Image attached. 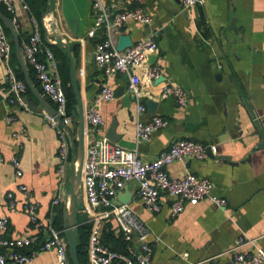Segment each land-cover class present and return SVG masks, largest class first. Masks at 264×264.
Segmentation results:
<instances>
[{"label": "crops", "instance_id": "obj_1", "mask_svg": "<svg viewBox=\"0 0 264 264\" xmlns=\"http://www.w3.org/2000/svg\"><path fill=\"white\" fill-rule=\"evenodd\" d=\"M105 2H116L122 9L143 7L153 17L151 24L131 20L115 31L118 41L121 35H127L132 43L151 33L157 35L159 51L151 54L156 60L152 63L149 59V64L159 66L163 78L148 79L143 68L136 70L142 77L140 102L147 106L144 112L138 111V101L129 91L124 74L106 77L95 61L96 42L87 37L96 18L92 0H53L52 12L43 19L50 7L48 0V8L39 21L25 0H15V14L0 2V12L13 25L17 17L14 28L21 47L33 33L34 20L40 25L45 45L46 36L50 40L62 37L73 56L85 108L106 83L115 91L124 87L123 93L99 104L104 118L102 133L107 136L114 126L118 141L113 142L117 145L137 150L145 161L154 160L180 138L208 145V158L176 161L167 165L166 171L179 178L189 168L211 179L213 193L228 200L226 210L203 200L187 203L184 211L172 218L169 199H163L158 213L148 209L137 196V181H129L122 191L132 195L130 207L150 228L157 264H233L229 250L240 237L248 242L242 250L264 248V0H206L204 5L191 9H185L182 0ZM7 28V35L14 40ZM13 52L12 65L28 85L26 97L33 112L0 103V217L9 218L8 229L2 233L7 237L33 231L23 208L26 195L18 190L20 183L27 185L32 200L39 203L41 217L52 215L55 221L62 211L64 218L75 159L73 156L66 179L61 182L57 134L40 113L44 108L51 111L54 105L43 95L22 51V63L19 60L16 44ZM6 80V68L0 60V82ZM172 82L188 91L187 106H180L173 97L162 96L164 86ZM149 100L156 102L155 108H148ZM10 114L15 120L8 123ZM154 115L168 119L169 125L154 132L148 141L137 140V123L147 122ZM23 127L27 128V135L16 138L14 133ZM93 139L92 134L87 135L86 144ZM15 155L21 161L20 178L15 176L12 164ZM11 191L18 203L13 209L7 196ZM57 195L61 202L54 205ZM81 195L83 198V187ZM106 232L115 239L121 237L115 219L107 222L103 237ZM184 253L188 255L183 256ZM28 264H57L56 254L39 253Z\"/></svg>", "mask_w": 264, "mask_h": 264}, {"label": "built area", "instance_id": "obj_2", "mask_svg": "<svg viewBox=\"0 0 264 264\" xmlns=\"http://www.w3.org/2000/svg\"><path fill=\"white\" fill-rule=\"evenodd\" d=\"M15 14V0H0ZM206 0H182L185 9L204 5ZM25 8L28 6L25 4ZM96 18L94 26L87 37L96 42L95 61L106 77L128 75V89L138 101V111L147 110L146 104L140 102L142 96V77L136 72L144 69L148 79H158L162 75L161 68L149 64V56L159 51L156 33H151L142 40L132 43L120 50L115 31L131 20L143 24H151L153 17L143 7L120 8L116 2L92 0ZM13 23L18 24L17 17ZM33 33L22 44V54L35 77L42 87V92L54 105V113L42 109L40 113L56 131L58 147V174L61 182L66 179L67 167L72 162L74 145L71 134L74 133L75 119L68 111V98L54 53L45 46L40 26L34 20ZM12 43L7 35L5 24L0 19V60L7 73L5 83L0 82V103L8 107H22L33 112L26 94L28 85L17 76L12 65ZM162 96L173 97L177 103L185 107L189 102V93L177 83H167ZM115 89L106 83L97 97L85 108L87 135L94 136L93 141L86 144L85 159L82 171L83 198L80 213L87 217L84 223L90 224L88 244V264H157L154 261L155 248L151 231L130 207L118 201L119 192L123 191L129 181L139 183L137 196L153 213L163 208V199H169L171 217H178L187 203L209 201L220 209L228 208V200L213 193L214 184L211 179L201 177L185 170L182 177L174 178L166 171V166L173 162L186 163L190 159L204 160L209 156L207 144L189 138H180L164 149L157 158L145 161L137 150L125 149L102 133L104 118L99 104L112 100ZM15 120L14 115L7 117V122ZM169 125V120L154 115L147 122H138L136 137L139 141H148L154 132ZM27 128L14 133L16 138L26 136ZM12 164L15 176L22 177L21 161L18 155L13 156ZM18 190L26 195L23 208L28 214L33 231L16 237L2 235L9 225L7 216L0 217V264H28L39 253L54 251L57 264H72L64 229L54 225L52 215L41 217L39 203L32 200V193L27 185L20 183ZM9 206L16 208L18 203L14 192L7 194ZM61 202L57 195L53 204ZM115 219L117 229L126 242L124 250H115L103 242V233L107 222ZM80 225V224H79ZM248 242L240 237L229 251L232 253L233 264H264V248L257 246L252 251L242 250ZM184 253L183 256H187Z\"/></svg>", "mask_w": 264, "mask_h": 264}, {"label": "water", "instance_id": "obj_3", "mask_svg": "<svg viewBox=\"0 0 264 264\" xmlns=\"http://www.w3.org/2000/svg\"><path fill=\"white\" fill-rule=\"evenodd\" d=\"M53 10V0H50V7L43 14V19L46 15L51 13ZM0 19L7 24L14 35V40L16 44V51L19 57V60L22 63L21 56V42L16 33L14 25L0 12ZM46 42L49 45L62 46L66 49L69 60H70V85L72 87L73 93L76 97L77 106L76 109L72 111V116L77 122V131L76 133H72V142L73 145H77L76 148V156L73 163V171L70 179L71 189L69 191V199L64 208V233L68 244L69 254L73 264H82L79 251H78V235L80 232V225L78 223V214L80 211V205L82 203V171H83V163L85 159V150H86V119H85V106L84 101L81 95L80 87L75 75L74 65H73V56L70 50L69 45L62 39L61 36H56L54 40H50L48 36H46ZM132 41L129 36L121 35L118 42V48L120 50L130 46ZM149 59L152 63H155L156 56L150 55ZM163 78V77H162ZM160 78V80L162 79ZM26 79L28 84L31 86L29 74L26 71ZM124 80L128 83L129 77L128 75H124ZM124 92V87L120 88L118 91H115V97ZM156 106V102L149 100L148 108L153 109ZM52 113H54L53 109H50ZM107 137L111 141H118V135L115 133V127H111L109 132L107 133ZM264 148V144H262ZM118 199L121 203L129 204L132 201V195L130 193H123L122 191L118 194Z\"/></svg>", "mask_w": 264, "mask_h": 264}, {"label": "trees", "instance_id": "obj_4", "mask_svg": "<svg viewBox=\"0 0 264 264\" xmlns=\"http://www.w3.org/2000/svg\"><path fill=\"white\" fill-rule=\"evenodd\" d=\"M30 8L31 13L39 21L42 17L43 12L48 8V0H25ZM40 26V25H39ZM5 29L9 30L5 25ZM41 29V28H40ZM12 49L15 48V42L11 39ZM47 46L55 56V59L58 63L59 71L63 80L64 88L68 98V111L72 114V111L76 109L77 101L73 93L72 87L70 85V61L68 54L65 48L61 46L49 45ZM14 53V52H13ZM35 76V75H34ZM22 77V74L20 75ZM29 90V88H28ZM60 217L56 218L54 225L59 229H64V218L62 211H60ZM86 217H81L78 223L80 224V232L77 238L78 241V251L79 257L82 264H88V244L90 238V224L84 223ZM103 242L112 249L115 250H124L126 247V242L123 237L115 239L111 232H106L103 237ZM73 264V263H72Z\"/></svg>", "mask_w": 264, "mask_h": 264}, {"label": "rangeland", "instance_id": "obj_5", "mask_svg": "<svg viewBox=\"0 0 264 264\" xmlns=\"http://www.w3.org/2000/svg\"><path fill=\"white\" fill-rule=\"evenodd\" d=\"M73 130H74V132L76 133V131H77V122L75 121V125L73 126ZM76 148H77V145L75 144L74 145V151H73V156H74V158H75V156H76ZM83 213H81V214H79V219L81 218V217H87V216H85V215H82Z\"/></svg>", "mask_w": 264, "mask_h": 264}]
</instances>
